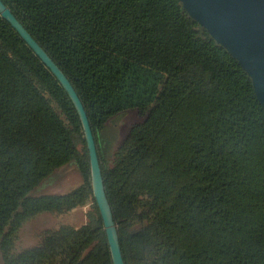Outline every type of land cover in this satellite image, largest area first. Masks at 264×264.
Listing matches in <instances>:
<instances>
[{
  "label": "trees",
  "instance_id": "obj_1",
  "mask_svg": "<svg viewBox=\"0 0 264 264\" xmlns=\"http://www.w3.org/2000/svg\"><path fill=\"white\" fill-rule=\"evenodd\" d=\"M2 1L85 107L125 264H264V106L183 2ZM126 111L142 120L111 151L105 130ZM66 169L77 186L34 194ZM83 206L80 226L15 250L28 220ZM0 264H113L79 114L1 12Z\"/></svg>",
  "mask_w": 264,
  "mask_h": 264
},
{
  "label": "water",
  "instance_id": "obj_2",
  "mask_svg": "<svg viewBox=\"0 0 264 264\" xmlns=\"http://www.w3.org/2000/svg\"><path fill=\"white\" fill-rule=\"evenodd\" d=\"M188 13L243 66L264 106V0H181ZM0 12L60 81L82 123L90 157L91 184L113 264H125L117 224L107 197L96 141L85 107L65 73L0 0Z\"/></svg>",
  "mask_w": 264,
  "mask_h": 264
},
{
  "label": "rangeland",
  "instance_id": "obj_3",
  "mask_svg": "<svg viewBox=\"0 0 264 264\" xmlns=\"http://www.w3.org/2000/svg\"><path fill=\"white\" fill-rule=\"evenodd\" d=\"M141 120L142 117L136 111H126L114 117L104 133L111 141L110 150L113 151L126 136L130 127ZM81 179L78 171L66 169L46 180L34 194L64 193L77 186ZM88 209V206H83L64 214L43 213L28 220L17 234L15 250L20 251L34 246L39 241L40 234L47 229L56 228L61 224L80 226L86 221Z\"/></svg>",
  "mask_w": 264,
  "mask_h": 264
}]
</instances>
